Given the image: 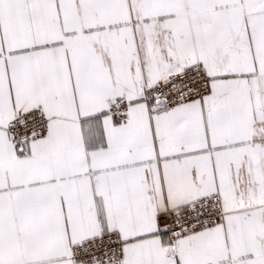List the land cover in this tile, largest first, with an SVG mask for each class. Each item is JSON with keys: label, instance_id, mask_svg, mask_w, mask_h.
<instances>
[{"label": "snow or ice", "instance_id": "snow-or-ice-1", "mask_svg": "<svg viewBox=\"0 0 264 264\" xmlns=\"http://www.w3.org/2000/svg\"><path fill=\"white\" fill-rule=\"evenodd\" d=\"M0 264H264V0H0Z\"/></svg>", "mask_w": 264, "mask_h": 264}]
</instances>
